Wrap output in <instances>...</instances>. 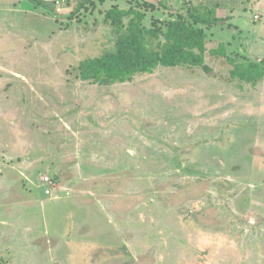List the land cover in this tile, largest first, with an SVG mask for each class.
<instances>
[{"label": "rangeland", "instance_id": "374dc122", "mask_svg": "<svg viewBox=\"0 0 264 264\" xmlns=\"http://www.w3.org/2000/svg\"><path fill=\"white\" fill-rule=\"evenodd\" d=\"M38 4L0 0V264H264V80L229 61L264 60V0ZM195 6L208 70L83 80L112 8L166 30Z\"/></svg>", "mask_w": 264, "mask_h": 264}, {"label": "trees", "instance_id": "16d2710c", "mask_svg": "<svg viewBox=\"0 0 264 264\" xmlns=\"http://www.w3.org/2000/svg\"><path fill=\"white\" fill-rule=\"evenodd\" d=\"M33 1L37 5L41 3ZM92 1L82 2L76 9L80 10ZM39 6L44 8L42 4ZM196 7L190 8L189 18L180 17L166 22V30L157 26L146 27L143 13L112 8L106 13V20L115 33L116 51L82 62L83 80L104 86L131 82L135 76L152 74L159 67L206 69L207 35L204 28L215 25L219 19L211 18L210 14L202 13ZM222 52L225 55V51ZM229 61L233 67L230 77L240 83L241 89L243 84L255 87L264 80V60L240 62L230 58Z\"/></svg>", "mask_w": 264, "mask_h": 264}, {"label": "built area", "instance_id": "2783aa9c", "mask_svg": "<svg viewBox=\"0 0 264 264\" xmlns=\"http://www.w3.org/2000/svg\"><path fill=\"white\" fill-rule=\"evenodd\" d=\"M40 2H44L46 4L52 5L57 13H62L66 7H69V10L72 8L74 4L82 3L87 0H39ZM255 19H258V16L255 17ZM41 182L45 184V187L43 188V193L45 197L52 196L54 193V186L55 182L51 179V177L46 176L41 179Z\"/></svg>", "mask_w": 264, "mask_h": 264}]
</instances>
